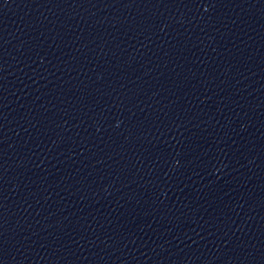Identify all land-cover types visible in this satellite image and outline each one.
Instances as JSON below:
<instances>
[{
	"label": "water",
	"instance_id": "1",
	"mask_svg": "<svg viewBox=\"0 0 264 264\" xmlns=\"http://www.w3.org/2000/svg\"><path fill=\"white\" fill-rule=\"evenodd\" d=\"M0 264H264V0H0Z\"/></svg>",
	"mask_w": 264,
	"mask_h": 264
}]
</instances>
